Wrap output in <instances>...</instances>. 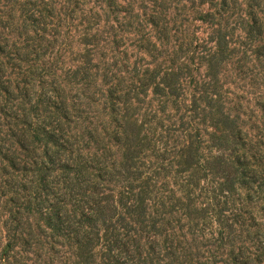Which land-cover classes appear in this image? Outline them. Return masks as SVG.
I'll list each match as a JSON object with an SVG mask.
<instances>
[{
	"label": "rangeland",
	"instance_id": "rangeland-1",
	"mask_svg": "<svg viewBox=\"0 0 264 264\" xmlns=\"http://www.w3.org/2000/svg\"><path fill=\"white\" fill-rule=\"evenodd\" d=\"M81 1L0 0V61L3 74L12 80L11 103L20 107L9 116L0 113V264H81L60 245L62 239L52 235L46 210L40 214L26 209L30 172L2 158L11 155L21 164L30 158V119H46L55 127L64 124L73 134L75 149L86 158L96 154L109 166L126 162L142 171L141 179L108 184L116 199L120 193L124 201L136 198L140 186L150 181L166 200L153 214L159 213L166 230L173 228L175 245L186 247L198 262L234 264L232 246L220 235L232 217L243 221L254 215L259 228L250 230L264 240V187L238 186L236 192H224L225 172L211 169L223 168V158L229 164L240 156L245 166L234 161L233 169L244 167L252 176L256 169L264 171V166L244 159L245 153H264V31L260 35L259 26L250 35L242 30L248 17L239 5L252 3L264 19L259 10L264 0H228L231 8L224 0H118L119 6L113 7L102 0ZM30 10L57 15L35 23L28 17ZM201 10L217 11L215 24L201 20ZM217 37L224 38L230 53L223 62ZM146 69L173 84L175 95L156 96L152 87L145 95L134 94L125 106L127 116L119 115L116 121L112 111L117 105L108 100L110 85L119 79L128 85L127 78ZM31 78L35 84L28 88L44 102L30 112L20 92ZM48 96L55 97L58 107L59 99L69 101L68 118L48 108ZM212 96L231 113L230 120L219 113L211 117L207 104ZM120 122L122 130L116 126ZM90 175L93 172H85L81 179ZM186 186L197 198L191 206L183 198ZM55 190L37 189L47 203L58 202ZM239 229L247 234V227ZM10 238L18 239L15 250L7 246ZM244 246L237 241L233 247ZM244 251L250 255L251 250ZM103 252L97 246L91 264H105Z\"/></svg>",
	"mask_w": 264,
	"mask_h": 264
},
{
	"label": "trees",
	"instance_id": "trees-1",
	"mask_svg": "<svg viewBox=\"0 0 264 264\" xmlns=\"http://www.w3.org/2000/svg\"><path fill=\"white\" fill-rule=\"evenodd\" d=\"M102 1L108 7H113L115 4L119 6L118 0ZM223 5L228 7V0H224ZM239 5L243 8V16L248 17L247 20L245 18L242 30L250 35L254 28L259 26L260 35H263L264 19L259 16V11H256L252 3L245 2L239 3ZM259 10L261 14H264V9ZM56 15L55 12L50 14L48 11L30 10L28 17L32 22H39L41 19H46L47 16L55 17ZM218 15L217 11L201 10V20L210 24L214 23ZM47 30L45 29V33L49 34ZM50 30L53 34V27ZM217 43L218 55L222 56L221 61L223 62L230 56L228 46L223 37H217ZM214 59L216 56H212L211 61ZM20 60L27 62L25 59ZM2 64L0 61V113L7 115V112L13 110L17 112L20 107L11 103L15 99L14 88L11 78L5 77L3 74ZM137 73L139 75L130 77L131 80L127 78V81H131L128 85L124 79H119L110 85L112 87L108 91V100L117 105V108H113L112 111L116 121L119 120V115L127 116L125 115L127 110L125 106L134 97V94L145 95L146 91L152 87L156 96L168 99L175 95L174 85L167 82L165 78L161 79L156 71L149 73V70L146 69L143 73L138 71ZM157 78H159L158 82ZM27 80L24 81L27 87L23 92H20V100L27 99L24 103L30 105L28 109L31 112L44 100L41 99V95L35 99L36 95H33L28 88L30 85L32 88L34 87L35 79H29L30 82ZM15 89L19 90V85ZM54 98L53 96L47 97L48 108L58 114L64 113V118H68L66 116L70 112L69 101L59 99L62 107H58ZM217 101L212 96L207 104L211 117L213 118L215 113H219L222 118L230 120L231 113H226L222 106L217 105ZM23 111L25 112L27 109L23 108ZM28 113L24 114L28 117ZM29 115L32 116L30 113ZM118 124L116 126L122 130L123 122H120L121 125ZM30 130L32 133L30 158H27L23 164L17 163V159L11 155L5 154L2 158L15 169L30 172L32 185L26 209H30V212L37 211L40 214H44L43 209L46 210L44 215L47 227L55 238L62 239L60 245L68 247L69 251L67 252L71 255L74 254L75 258H79V263L91 264V259L94 257L92 253L97 246H100L104 249L102 258L107 260L105 264H207L195 261L193 257L191 259L186 247L175 245L176 233L173 228H170V231L166 230V227L161 225L162 219L158 218L159 213L154 210L157 214H153V208L164 207L166 200H163L160 190L150 184V181L140 186L142 193L136 198L127 197V200L124 201L121 198L123 193H120V199H116L114 188L108 184L117 183L121 179L126 180L129 177L136 180L141 179L142 171L132 170L133 167L131 168L126 162L121 164L117 161L109 166L96 154L91 158L82 156L78 149H75V143L70 140L73 134L64 129V124L59 123V127H55L46 119L42 121L30 119ZM40 147L42 153L38 152ZM22 148L25 149L24 146ZM244 159L249 160L252 165L264 166L263 152H251L248 155L245 153ZM234 161L245 166V161H242L240 156L235 157ZM234 161H229L228 164L223 158V168L211 169L215 172H225L222 183L224 192H236L238 186L249 189L264 187V171L256 169L253 176L246 175L242 170L244 167L233 169ZM85 172H93L94 176L90 175L89 179L82 180L81 176H84ZM155 176L157 177L154 175L153 178H147L152 180ZM94 179L96 180L92 181ZM236 184L239 185L236 186ZM51 186H56L55 194L60 196L57 203L45 202L37 191L38 187L49 190ZM182 191L184 192L183 198L188 201L186 205L191 206L192 201L197 200L194 191L188 186L184 187ZM170 199L171 197L168 198V201ZM168 226L170 227L171 224ZM244 227H247L246 235L239 231V228ZM250 228H259L254 215L246 217L243 221L232 217L225 226L226 231L220 235L222 242L232 246L230 254L234 264H264V240L257 239L258 237L256 238ZM17 240V238L9 239L7 243L9 250L17 248ZM237 241L248 246L237 247V251L233 247ZM244 249L251 250L250 255L246 256ZM2 259L6 262L9 260L6 256Z\"/></svg>",
	"mask_w": 264,
	"mask_h": 264
}]
</instances>
